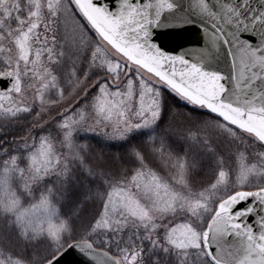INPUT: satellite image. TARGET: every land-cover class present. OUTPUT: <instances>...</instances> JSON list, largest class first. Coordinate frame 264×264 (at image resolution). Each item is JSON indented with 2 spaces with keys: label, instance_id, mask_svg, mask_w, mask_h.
<instances>
[{
  "label": "snow or ice",
  "instance_id": "6c2138e0",
  "mask_svg": "<svg viewBox=\"0 0 264 264\" xmlns=\"http://www.w3.org/2000/svg\"><path fill=\"white\" fill-rule=\"evenodd\" d=\"M69 254L264 264V0H0V264Z\"/></svg>",
  "mask_w": 264,
  "mask_h": 264
},
{
  "label": "water",
  "instance_id": "95a60500",
  "mask_svg": "<svg viewBox=\"0 0 264 264\" xmlns=\"http://www.w3.org/2000/svg\"><path fill=\"white\" fill-rule=\"evenodd\" d=\"M165 39H167V38H165ZM65 259L69 262V264H76L77 261L81 260V258L79 256L73 255V254H69V256L66 257Z\"/></svg>",
  "mask_w": 264,
  "mask_h": 264
}]
</instances>
